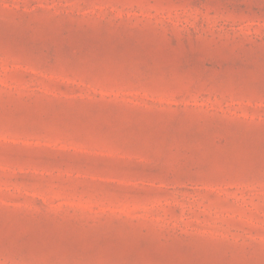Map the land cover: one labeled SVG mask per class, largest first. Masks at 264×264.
I'll return each mask as SVG.
<instances>
[{"label":"rangeland","instance_id":"obj_1","mask_svg":"<svg viewBox=\"0 0 264 264\" xmlns=\"http://www.w3.org/2000/svg\"><path fill=\"white\" fill-rule=\"evenodd\" d=\"M0 264H264V0H0Z\"/></svg>","mask_w":264,"mask_h":264}]
</instances>
